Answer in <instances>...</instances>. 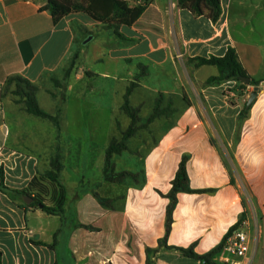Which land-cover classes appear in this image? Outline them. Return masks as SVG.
Here are the masks:
<instances>
[{"label": "crops", "instance_id": "0c3cea01", "mask_svg": "<svg viewBox=\"0 0 264 264\" xmlns=\"http://www.w3.org/2000/svg\"><path fill=\"white\" fill-rule=\"evenodd\" d=\"M129 1L131 5L140 2ZM221 4L222 15L213 23L179 8L176 0H153L133 26L119 29L126 38L121 40L83 12L55 23L49 11L41 10L44 0H0V264H146V250L157 249L166 235L170 204L166 196L184 155H189L191 188L213 192L178 194L167 238L173 249L161 248L157 264H204L179 250L193 248L200 256L210 253L242 214H247L248 264H264V89L251 105L249 117L241 121L255 87L239 89L235 82L206 86L210 77L219 74L218 69L198 67L193 61L223 57L234 48L250 79L261 87L264 0H221ZM95 29L104 42L97 41L94 51L102 46L106 52L91 61L106 58L114 63L122 72L125 93L131 82L127 78L135 70L146 78L151 69H157L159 78L165 80L160 84L174 87L160 93L170 94L167 99L174 102H188L174 112L176 120L148 152L142 187L104 182L105 191H95L113 200L111 207L103 206L92 190L69 193L60 149L65 196L61 202V188H54L45 177L56 153L52 148L38 153V142L31 140L32 127L21 124L33 115L23 107H9L2 98L9 79L21 77L38 87L39 102L45 95L41 89L45 79L55 77L75 53L76 62L89 58L86 49L96 40ZM181 62L192 71L198 93L183 92ZM202 71L210 75L199 78ZM99 76L107 78L109 73ZM228 88L235 92L231 97ZM9 114L17 122L13 141ZM48 131L60 132L54 125ZM21 133H29L30 138ZM26 138L30 141L25 142ZM37 178L40 184L25 193ZM35 197L49 207L57 197L63 213L44 212ZM212 261L222 264L221 252Z\"/></svg>", "mask_w": 264, "mask_h": 264}, {"label": "rangeland", "instance_id": "374dc122", "mask_svg": "<svg viewBox=\"0 0 264 264\" xmlns=\"http://www.w3.org/2000/svg\"><path fill=\"white\" fill-rule=\"evenodd\" d=\"M93 34L96 35V40L86 49L89 55L86 61L76 62L69 74L67 72L70 69V62L69 64L67 62L55 77L47 78L46 82L41 84L45 95L40 96L39 105L47 113L58 116L60 130L63 126L62 131L51 134L48 131L49 125L54 124L36 116L21 123L32 127L31 140L38 142L39 154L48 152L49 148H52L53 153L56 154L57 148L63 151L65 161V177H63L69 193L72 190H92L100 193L105 191V187H102L105 151L112 139L122 140L123 133L131 123L130 118L122 110L125 93L122 72L120 73L115 64L106 58L99 63L91 61L94 55L103 56L106 52L102 46L94 51L93 45L97 41L100 44L104 40L99 36V30L95 29ZM180 66L184 83L183 92L198 93V85L195 83L192 71L184 62H181ZM89 67L92 70L87 71ZM105 72L109 73V77L99 76V73ZM150 73L151 76L146 78L139 77L141 71L137 69L132 77L127 78L139 84L131 97V105L140 108V121L136 134L128 141V150L114 157L113 162L117 172L133 171L140 174L144 156L165 135L163 130L176 120L177 115H174V112H178V108H184L188 104L184 100L172 101L173 106L170 109L173 110L172 113L167 116L161 115L153 123H148L155 112V101L160 92L164 90L171 92L174 88L168 83L160 84L164 79L159 78L157 69H151ZM209 75L210 73L206 71L198 73L199 78H206ZM78 76L80 79H77ZM15 89V84L9 83L2 90V98L8 100L11 104L9 107L24 108L21 98L14 93ZM226 93L230 95L235 92L228 88ZM162 94L165 96L162 109H165L170 102L167 99L170 94ZM14 121L13 116L9 114L8 123L13 131L11 140L16 134L17 122ZM20 135L30 138L29 133ZM56 136L59 138L55 139ZM24 141L30 140L26 138ZM31 150L37 151L34 148ZM231 167L236 168L235 165ZM135 182L133 179L128 180V184L133 185L136 184ZM52 203L54 207H58V198H52ZM249 204L251 205V202Z\"/></svg>", "mask_w": 264, "mask_h": 264}, {"label": "trees", "instance_id": "16d2710c", "mask_svg": "<svg viewBox=\"0 0 264 264\" xmlns=\"http://www.w3.org/2000/svg\"><path fill=\"white\" fill-rule=\"evenodd\" d=\"M46 5L41 8L43 11H49L53 17L55 23L59 22L61 19L67 15L74 12H83L87 14L95 22L100 23L102 28L105 30H112L115 35L121 39L126 38L120 34L119 29L122 26H133L140 17L144 14L146 9L149 7L153 0H140L136 5H131L129 0H44ZM178 7L181 9H187L193 13L195 16H204L210 19L213 23H217L222 15V4L221 0H176ZM78 59V53H75L71 58L70 69L68 74L75 66ZM193 61L196 62L198 67L201 66H213L219 71L217 76L210 77L206 86H217L228 82L237 83L239 89H246L248 86L258 87L260 83L254 79H251L249 85L241 81L242 78H250L243 65L241 64L238 54L234 48H229L225 56L210 58H196ZM140 67V66H139ZM139 77H141L139 75ZM9 83H14L16 86L15 95L21 98L24 104V108L28 114L33 116L51 121L60 130V121L58 116L51 115L44 111L38 102L37 92L38 87L31 84L29 81L24 80L21 77H13L9 79ZM139 86L136 82H131L126 90L124 96V104L122 110L130 118L131 123L129 128L123 133L122 140L116 138L112 139L108 148L105 151L104 167H103V179L106 183H113L119 185H132L128 184L129 179L135 180L136 184L133 186L142 187L145 183V158L148 153L144 156L142 162V169L140 174L133 171H120L115 170L114 157L116 155H121L124 151L128 150V141L136 134L137 125L140 121L139 113L140 108H135L131 105V96L135 92V89ZM165 96L160 93L155 101V112L149 119L148 123H153L154 120L158 119L161 115H169L172 113L173 102L169 100L167 108L162 109ZM251 106L248 107L244 105L243 110L240 114L241 121H244L249 117ZM170 126V125H169ZM169 128V127H168ZM158 144V143H157ZM156 146V145H155ZM154 146V147H155ZM154 147H152L148 152H150ZM63 157L60 154V149L58 148V153L52 160L51 170L45 175L46 179L53 185L54 188H61L62 195L59 197L61 202L65 200L64 188L61 182V176L64 169L62 163ZM189 161V155H184L181 163L179 164L178 171L175 178L171 182L172 188L167 194V198L170 199V204L167 208V223H166V235L164 239L160 241L159 247L157 249L148 248L147 262L146 264H157L158 254L161 248L173 249L167 245V238L171 231L173 223V211L177 204V196L180 193H205L213 192L212 190H194L190 186V178L187 170V163ZM141 177V178H140ZM41 178L34 179L28 190L25 193L30 192L32 188L40 184ZM96 199L105 207H111L113 200L108 198H103L99 193L93 192ZM35 203L42 205V210L51 215H61L63 213L62 205L58 204V207L48 206L44 204L42 199L34 198ZM247 220V214H242L239 222L233 226L222 243L217 246L214 250L206 255H198L194 252L193 248L190 249H180L179 251L190 258L197 259L204 264H215L212 261V257L219 254L228 239V237L237 229L243 226Z\"/></svg>", "mask_w": 264, "mask_h": 264}, {"label": "built area", "instance_id": "2783aa9c", "mask_svg": "<svg viewBox=\"0 0 264 264\" xmlns=\"http://www.w3.org/2000/svg\"><path fill=\"white\" fill-rule=\"evenodd\" d=\"M233 93L229 96L231 97ZM1 107V106H0ZM250 250V241L245 225L235 230L226 240L221 251L222 264H248L247 255Z\"/></svg>", "mask_w": 264, "mask_h": 264}, {"label": "water", "instance_id": "95a60500", "mask_svg": "<svg viewBox=\"0 0 264 264\" xmlns=\"http://www.w3.org/2000/svg\"><path fill=\"white\" fill-rule=\"evenodd\" d=\"M91 40V37L88 38L84 43L86 44L88 41ZM242 82H244L245 84L249 85L251 83V79L250 78H242L241 79ZM261 89H264V83L262 84L261 87H255L254 91L251 93L249 99H248V103H247V106L250 107L253 102L255 101V99L257 98L258 94H259V91ZM42 207V206H41Z\"/></svg>", "mask_w": 264, "mask_h": 264}]
</instances>
